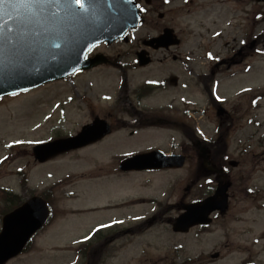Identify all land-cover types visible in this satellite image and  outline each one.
Here are the masks:
<instances>
[{"label":"rangeland","instance_id":"rangeland-1","mask_svg":"<svg viewBox=\"0 0 264 264\" xmlns=\"http://www.w3.org/2000/svg\"><path fill=\"white\" fill-rule=\"evenodd\" d=\"M180 22L182 27L187 30V35H189L190 30H188L186 24L191 23L192 28H194V17L188 16V11L183 10L180 12ZM143 31L145 32V29ZM141 34V30L138 31L135 34V41L130 44H120L116 48L109 49V54L116 57L122 53L125 56L128 51L136 50L139 45L138 37ZM185 39L188 38L186 37ZM191 48L192 46L184 45L181 48L182 54ZM131 59L132 57H125V60ZM249 65V71L245 70L239 75L238 82L241 83L238 86L239 88L232 87L233 84L227 87V93L230 95L229 100H232V102L227 104V109L228 111H232L236 116L235 119L238 120L236 122L237 129L233 130L230 134L229 147L227 149L229 157L227 169L229 171V178L233 182L229 211L225 216H219L215 224L212 225L210 231L213 232V237H211V234V236L209 234L198 236L197 229L189 235H178L177 241L181 244H186L188 250L175 261L176 264H183V258L187 256L194 257L201 255L208 259L207 256L216 251H220L223 256L221 260L212 264H264V100L259 103L258 108L253 109L252 107L253 98L256 95L264 94V53L253 59ZM98 70L101 71L94 76V79L97 83L101 84L104 90H108L104 93L107 95L114 94L112 100H106L102 96L99 98L95 93H88L90 90L88 81L95 82L89 78L84 83L80 82V86L76 88L81 95L76 96L73 101L70 100V103L68 105L65 104L63 109L57 106V104L58 102H67L68 96L65 94L71 87L69 82L65 84H48L36 90L0 101V186L7 188L13 193L19 192V198L27 200L30 198L32 190L29 187L20 189L19 183L23 176L30 178L31 183H29V186L31 187L34 183L45 185L56 182L63 175H66L61 183L56 184L54 195L51 198L54 201L56 217L58 216L62 221L57 220L52 226L47 227V230L35 237L38 246H45L44 248L47 249L50 247L39 245V242L47 240L50 244L59 247H71L78 243L82 237L86 236L87 231H90L99 222H110L114 217L121 218L124 216L115 215L120 209H126V211L131 213L133 218H137L138 215L143 213H147L148 215L154 214V211L149 210L152 206L151 204L145 206L139 205L137 201H134V197L131 198L134 199L133 201L136 205H133L132 201L130 203L129 200L121 202L119 199L121 203L114 206L116 209L114 207H105L104 210L87 215H80L78 212H75V216L70 214L72 213L71 208L89 210L92 208L85 207L103 204L102 199L106 200V206H109L108 204L113 202L117 193L124 192L125 188V190L134 189L133 191L135 192L142 189L146 193L138 197L147 199V201L149 197H154L153 195L159 197L162 192L166 193L167 196L162 205L170 208L168 211H172L173 209L176 211L171 212L169 215L177 213L176 206L171 207L173 203L178 205L188 200L187 198L184 200V196L187 194L185 188L190 184L189 179L193 173L194 160L184 170L165 173L157 181V184L162 186V190L160 191H157V184L151 189L155 183V180L153 181L154 178H151L152 184H148L144 182L146 176H141L143 177L141 178L137 175L125 177L122 184L116 180L105 178L98 182L85 183L82 186L84 177H94V175L99 174L101 171L103 174H107L110 169L115 172L118 168V160H111L112 156H96L106 153V151H110L111 149L117 150H112L109 154L120 153L119 151L125 150L129 152L133 150L140 151L142 148L139 144L143 143L147 145V143L151 142V137L148 136L150 141L147 142L144 134L138 136V138L131 139L127 143L120 142L115 144L114 140L107 141L104 144L88 147L75 152V154L69 157H60L43 165L38 164L35 160L33 146H31L33 142L34 144H38L37 142L48 141L52 138L76 134L82 126L90 123L95 116L101 114L102 117L111 118V115L105 116L108 114L107 111H111L114 114L113 110L122 108L120 102L125 103L127 94L115 93L113 90L116 84L122 81L121 77L123 73L118 69L115 71L113 68L108 69L106 67ZM140 76L142 79H138L136 82L142 81L145 74L141 72ZM124 78L126 79V77ZM83 85L85 88H82ZM242 86L249 87L245 90L251 93L238 97L233 101L234 97L232 93L242 88ZM108 87L111 88L107 89ZM83 97L86 100H82ZM125 108L129 107L126 106ZM116 116L126 119L130 118V116L119 114ZM214 118L213 114L212 119ZM203 124V129L208 136H214L216 125L212 122L209 123L207 119L203 121ZM125 130L128 131L122 133L128 135L133 129ZM156 135V139L163 140L167 138L168 133L164 132ZM98 147L100 148L94 151ZM88 150H93L94 152L89 151L85 157ZM92 161L94 162L91 165L88 164ZM230 162H236L237 166H229ZM19 171L22 172L21 175H19ZM115 174L119 175L117 172ZM81 176L84 177L81 178ZM156 177L159 178L160 176L157 175ZM175 179H178L177 186L175 185L174 188L170 189V186L175 183ZM202 182L204 183V181ZM78 184H81V186L78 187ZM147 189H149V192ZM67 190L74 192L69 194L70 196L82 192L81 199L74 202L68 201L69 195ZM201 190L203 188L197 184L195 190L196 198L200 196ZM68 205L71 208L68 209ZM139 206L142 210L135 212V209L139 208ZM11 207L12 204L8 203L3 195L0 194V230L1 217ZM130 225L127 224V227ZM110 233L108 231L104 232L102 236H108ZM256 239L259 240L258 245H254ZM134 241L133 245L127 246V250L123 249L124 251L121 250L119 253L117 248H112V251H116L118 255H114L115 257L110 259L105 258L101 264H168L171 262L170 260L163 262L158 260V255L161 259H171L172 251L164 250L162 254H158L160 248H155L154 253L149 256V259H147L148 257L143 258L141 254L142 243L144 242L143 238L134 239L132 242ZM36 253V256L33 254L29 256L27 253L9 264H58L61 259H76L78 257L75 253L68 254L69 251L64 250L62 253L45 254V261L43 262L39 256L40 253L38 251ZM77 262L83 264L82 260Z\"/></svg>","mask_w":264,"mask_h":264},{"label":"flooded vegetation","instance_id":"flooded-vegetation-1","mask_svg":"<svg viewBox=\"0 0 264 264\" xmlns=\"http://www.w3.org/2000/svg\"><path fill=\"white\" fill-rule=\"evenodd\" d=\"M179 1L136 0L145 6L147 17L152 16L150 18L151 27L147 29V38L158 37L168 29L176 30L181 11ZM189 3L196 5L205 3L206 15L209 20L205 40L210 49L220 46L217 55L222 51L221 47L224 46L226 53L224 58L215 63L203 60H180L177 47H161L162 49L155 50L152 45H146V40L143 39L141 49L146 50L149 56L161 52L162 58L152 60L146 66H141L138 61H128L125 66H116L114 60H110L106 68L116 66L122 73H125L126 79L122 82L121 93L128 94V98L125 100L128 103L120 102L121 109L113 110L114 114L108 111L105 116L111 115L112 118L109 121L113 130L111 135L115 134L117 129L120 130L121 126L124 128L134 126L129 137L125 138L126 143L132 138L151 133L155 128H168L169 132L171 129L176 130L177 132L172 133L176 136L170 146H157L146 152L163 150L168 155L182 154L190 164L196 157L195 153L198 147L196 117L207 116L210 119L214 111L218 112L221 105L215 104L213 101L215 84L219 86L229 68L242 65L250 51H255L260 44H264V22L260 21L262 4L255 0H189ZM217 30H220L222 34L214 38L213 32ZM244 33L247 38L246 44L244 43ZM200 38L202 39V36ZM136 54L137 52H135ZM141 72L145 74V78L136 82L135 78L141 75ZM159 97L167 99L168 102L163 104ZM197 98L205 103L203 109L199 108ZM126 106L129 108H125ZM118 114H128L131 120L129 122L122 120L118 125V122L114 120L115 115ZM228 120L229 118L219 120L217 123L222 127L227 124ZM209 122L211 123L210 120ZM192 124L195 126L193 127ZM158 133L162 132L157 130L156 134ZM222 143L223 140H219L214 146L218 148ZM118 172L121 175H132L160 171L125 173L118 169ZM207 176L201 174L200 179ZM188 191L184 200L190 199L191 188ZM183 205L182 203L176 205L178 212H181ZM163 213L164 216L167 214L166 211ZM156 222L153 224H159L158 229L160 230L157 248H160L159 254H162L164 250L170 251V247L178 243L175 239V232L172 231L176 220L167 218ZM165 245H168V248ZM166 260L173 259H161L162 262Z\"/></svg>","mask_w":264,"mask_h":264},{"label":"water","instance_id":"water-1","mask_svg":"<svg viewBox=\"0 0 264 264\" xmlns=\"http://www.w3.org/2000/svg\"><path fill=\"white\" fill-rule=\"evenodd\" d=\"M139 17L128 2L99 1L92 12V19H82L61 13L55 18H32L23 8H3L0 10V24H7L9 29H0V56L11 61L14 74L2 79L0 70V97L22 89H33L46 82L65 78L76 69H89L96 66V61H85L86 53L96 44L121 38L129 29L138 24ZM21 21H25L21 24ZM55 35L68 36V45L61 43V48H53ZM11 41V42H9ZM9 63L4 64V71H11ZM7 75V73H3ZM98 122V121H97ZM95 123L84 129L76 138L59 141L35 149V156L40 162L60 152L86 146L106 135L104 122ZM101 136H98L99 131ZM97 137V138H96ZM132 169L169 167V159L159 154L135 157L124 163ZM182 164H180L181 166ZM227 186L221 185L216 196L203 203L186 208L187 213L176 225V231L186 232L191 227L207 223V217L217 209L227 207ZM221 197V199H219ZM47 204L34 198L23 207L4 219L3 232L0 235V264L21 254L31 238L49 219Z\"/></svg>","mask_w":264,"mask_h":264},{"label":"snow or ice","instance_id":"snow-or-ice-1","mask_svg":"<svg viewBox=\"0 0 264 264\" xmlns=\"http://www.w3.org/2000/svg\"><path fill=\"white\" fill-rule=\"evenodd\" d=\"M98 6V0H0V10L3 8L26 9L32 18H55L61 13L72 17H80L87 19V17L96 10ZM25 21H21L24 24ZM0 29H9L7 24H0ZM11 42V41H9ZM71 42V38L68 36L55 35L52 38V47L59 49L61 43L68 45ZM78 71V69H76ZM26 91L27 89H22ZM11 95L17 93L12 92ZM210 183V181H209ZM251 191V189H249Z\"/></svg>","mask_w":264,"mask_h":264},{"label":"trees","instance_id":"trees-1","mask_svg":"<svg viewBox=\"0 0 264 264\" xmlns=\"http://www.w3.org/2000/svg\"><path fill=\"white\" fill-rule=\"evenodd\" d=\"M16 199V198H15Z\"/></svg>","mask_w":264,"mask_h":264}]
</instances>
